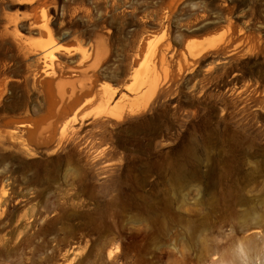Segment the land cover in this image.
<instances>
[{
    "label": "rangeland",
    "instance_id": "1",
    "mask_svg": "<svg viewBox=\"0 0 264 264\" xmlns=\"http://www.w3.org/2000/svg\"><path fill=\"white\" fill-rule=\"evenodd\" d=\"M110 1L0 0V136L20 137L0 140V171L51 181L0 186V264H101L121 226H163L166 193L221 239L264 193V0ZM49 51L64 74L44 82ZM124 241L160 264L152 236Z\"/></svg>",
    "mask_w": 264,
    "mask_h": 264
},
{
    "label": "bare ground",
    "instance_id": "2",
    "mask_svg": "<svg viewBox=\"0 0 264 264\" xmlns=\"http://www.w3.org/2000/svg\"><path fill=\"white\" fill-rule=\"evenodd\" d=\"M186 1L169 0L168 12H172L173 8L180 2ZM116 5V0H111L110 4H106L105 10L107 12L114 10ZM136 13L137 10L135 9L129 11L130 15H136ZM40 19L43 22L42 26L47 28L48 18L45 10L42 11ZM99 50V47H96V55L100 53ZM45 59L49 61V69L43 71L44 82L62 78L64 66L58 60H54V52H47ZM12 85L13 83L6 78L0 80V103L4 90ZM75 89L72 87L68 91L62 86H57V102H64L67 98H71L75 94ZM140 103L139 98H137L134 105L137 107ZM12 122L13 119L5 121V124ZM46 133L48 135L43 136V138L50 137L53 128L47 129ZM19 138L16 133L0 136L1 142H10L14 147L16 146L14 141ZM43 174L47 175L46 172ZM16 181L12 169L3 168L2 172L0 171V186L8 193H20L24 189L29 193H41L39 188L33 186L39 181L45 184V189L51 187L49 178L40 177L37 173L32 174L28 180L29 183L21 184L23 185L21 189H17ZM165 197L166 203L161 207L164 218L163 226H121L118 230L117 240L106 246V256L103 257L101 264H142L128 250L124 241L126 234H132L134 237L152 236L158 240L154 251L160 264H264V193L257 196H247L245 198L246 207L230 214L228 226L231 233L221 239L213 236V232L203 225L197 228L192 226L195 222H201L200 220L204 216L202 218L200 216L204 213L200 212L199 209L183 207V200L180 201V206H176L178 199L174 197L180 198L179 193H166ZM222 197L220 196V198ZM118 199L122 205V203L136 200V197L132 193H119ZM215 233L217 236L220 235L217 228Z\"/></svg>",
    "mask_w": 264,
    "mask_h": 264
}]
</instances>
